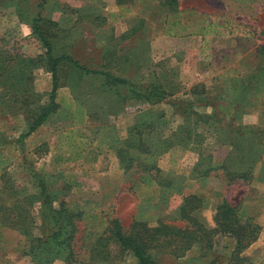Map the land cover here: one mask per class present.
I'll use <instances>...</instances> for the list:
<instances>
[{
    "label": "rangeland",
    "instance_id": "374dc122",
    "mask_svg": "<svg viewBox=\"0 0 264 264\" xmlns=\"http://www.w3.org/2000/svg\"><path fill=\"white\" fill-rule=\"evenodd\" d=\"M38 18L53 56L90 72L61 62L55 112L20 139L52 87L32 29ZM0 54L10 61L6 78L30 75L17 107L11 91L0 90V264H67V245L73 264H137L130 252L102 261L100 248L92 250L108 222L178 225L189 195L201 199L193 215L207 226L224 200L258 224V239L242 255L264 264V0H178L177 7L166 0H0ZM150 85L167 96L157 103L133 96ZM183 101L193 108L182 112ZM136 131L148 153L126 148ZM120 149L158 174L125 172ZM222 165L249 171L250 181L230 182ZM203 169L208 176L199 177ZM34 173L51 207L63 203L75 215L64 245L36 249L44 204ZM232 248L225 237L206 255L192 246L182 257L151 256L160 264H225Z\"/></svg>",
    "mask_w": 264,
    "mask_h": 264
},
{
    "label": "trees",
    "instance_id": "16d2710c",
    "mask_svg": "<svg viewBox=\"0 0 264 264\" xmlns=\"http://www.w3.org/2000/svg\"><path fill=\"white\" fill-rule=\"evenodd\" d=\"M166 1L173 5V7L178 6V0ZM121 3H123V0H117V4L120 5ZM39 19L33 21L32 29L45 49V66L51 75L52 87L49 95V104L38 107L36 114L31 116L27 131L20 136V139H24L36 131L55 112L57 106L55 98L58 89L57 68L61 62L67 61L80 71H84L85 73L90 72L70 57L53 56L50 42L40 27L36 25ZM9 62L4 59L0 60V90H6L8 93L11 91L13 107H17L18 104H21L17 98V92H21V98H24L28 94V87L25 82L30 79V75L27 74L28 78H26L27 76L20 77L17 81H13L11 77L6 78V70L11 67ZM21 64L22 62L19 65ZM92 73L105 76L108 80L116 83H126L125 80L113 77L109 73L96 71ZM132 94L134 97L143 98L144 101L149 103L160 102L167 96L166 91L156 85H150L141 91L134 90ZM178 106H180L182 112H188L193 108V105H187L185 101L179 103ZM136 133L137 135L139 134L136 131L133 132L135 137L130 136L129 139H134L127 141L126 148L138 151L139 154L148 153L145 144L139 135L136 136ZM117 152L119 156L121 155L120 158L123 160L122 167H124L125 172L137 170L153 176L158 174L159 169L155 165H142L140 163L134 165L137 159L136 155H129L124 149H120ZM124 154L128 155L123 156ZM220 169L224 171L226 178L230 182L242 180L246 183L251 179L248 175L249 171H230L224 165ZM208 173L207 169H203L198 176L206 177ZM34 176L39 182L44 204L43 212L40 215L41 232L36 236V249H41L42 246L48 245L53 240L64 245L68 240L73 238L72 232L75 230L73 218H75V215L67 213L63 203H60L59 209L51 207L52 198L46 192L41 176L38 173H34ZM200 207L201 199L196 195L183 197L178 214V220L181 224L178 225L165 221L148 224L147 222L133 220L127 228H124L119 220L113 219L108 222L102 236L97 239L95 247L92 250L96 247L100 248L98 254L101 256L102 261L114 260L121 257L125 252H130L137 264H160L157 259L151 256L152 251L170 254L174 257H182L192 246H197L201 254L206 255L214 249L216 243L226 237L232 240L233 248L225 264H254L247 257H244L242 253L258 239L261 227L251 219H242L238 207L232 206L225 200L216 207L213 215V226L210 227L193 215ZM1 212H4L2 206H0ZM11 215L12 217L7 216L6 218L10 220L12 226H16L15 219H13L16 214L11 213ZM4 220L5 217L0 214V226ZM66 249L68 250L66 262L67 264H73L75 255L68 245ZM112 256H115V258H112ZM209 264H215V260H211Z\"/></svg>",
    "mask_w": 264,
    "mask_h": 264
}]
</instances>
